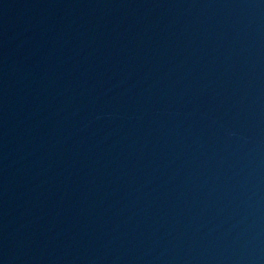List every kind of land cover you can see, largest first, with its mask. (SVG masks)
<instances>
[{"label":"water","instance_id":"obj_1","mask_svg":"<svg viewBox=\"0 0 264 264\" xmlns=\"http://www.w3.org/2000/svg\"><path fill=\"white\" fill-rule=\"evenodd\" d=\"M0 264H264V0H0Z\"/></svg>","mask_w":264,"mask_h":264}]
</instances>
